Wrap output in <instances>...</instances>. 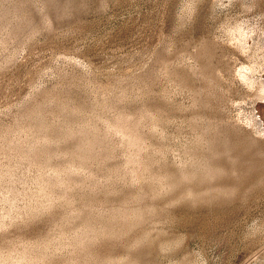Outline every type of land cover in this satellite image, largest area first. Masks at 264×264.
Returning <instances> with one entry per match:
<instances>
[{
	"label": "rangeland",
	"instance_id": "1",
	"mask_svg": "<svg viewBox=\"0 0 264 264\" xmlns=\"http://www.w3.org/2000/svg\"><path fill=\"white\" fill-rule=\"evenodd\" d=\"M0 264H264V0H0Z\"/></svg>",
	"mask_w": 264,
	"mask_h": 264
}]
</instances>
